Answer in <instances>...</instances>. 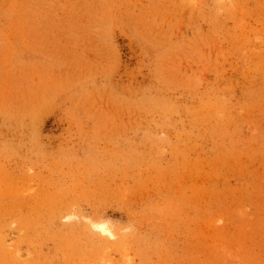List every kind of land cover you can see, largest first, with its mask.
<instances>
[{"label": "rangeland", "instance_id": "1", "mask_svg": "<svg viewBox=\"0 0 264 264\" xmlns=\"http://www.w3.org/2000/svg\"><path fill=\"white\" fill-rule=\"evenodd\" d=\"M108 262L264 264V0H0V264Z\"/></svg>", "mask_w": 264, "mask_h": 264}, {"label": "bare ground", "instance_id": "2", "mask_svg": "<svg viewBox=\"0 0 264 264\" xmlns=\"http://www.w3.org/2000/svg\"><path fill=\"white\" fill-rule=\"evenodd\" d=\"M19 253V252H18ZM107 264V263H106ZM108 264H109V262H108Z\"/></svg>", "mask_w": 264, "mask_h": 264}]
</instances>
